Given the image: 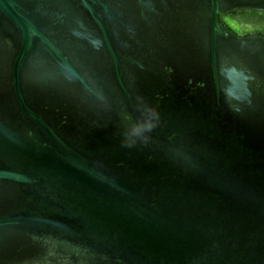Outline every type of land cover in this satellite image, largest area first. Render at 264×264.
I'll use <instances>...</instances> for the list:
<instances>
[{
  "label": "water",
  "instance_id": "1",
  "mask_svg": "<svg viewBox=\"0 0 264 264\" xmlns=\"http://www.w3.org/2000/svg\"><path fill=\"white\" fill-rule=\"evenodd\" d=\"M237 8L264 0H0V264H264V34Z\"/></svg>",
  "mask_w": 264,
  "mask_h": 264
},
{
  "label": "trees",
  "instance_id": "2",
  "mask_svg": "<svg viewBox=\"0 0 264 264\" xmlns=\"http://www.w3.org/2000/svg\"><path fill=\"white\" fill-rule=\"evenodd\" d=\"M216 17L238 34L246 35L251 32L264 34V11L237 8L217 13Z\"/></svg>",
  "mask_w": 264,
  "mask_h": 264
},
{
  "label": "clouds",
  "instance_id": "3",
  "mask_svg": "<svg viewBox=\"0 0 264 264\" xmlns=\"http://www.w3.org/2000/svg\"><path fill=\"white\" fill-rule=\"evenodd\" d=\"M152 111V114L153 115H156L155 114V112L153 111V110H151ZM143 127L144 128H146L147 129V131H149V132H151L152 130H153V128H154V124H152V123H146L145 125H143ZM135 131L138 133L139 131H140V128L138 127L137 129H135ZM147 137H145L143 140H142V142H147ZM122 144H123V146H125V147H133L134 145H135V143H133V142H128L127 140H123L122 141Z\"/></svg>",
  "mask_w": 264,
  "mask_h": 264
}]
</instances>
